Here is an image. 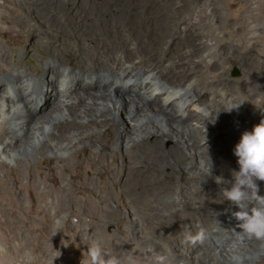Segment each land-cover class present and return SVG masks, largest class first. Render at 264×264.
<instances>
[{"label":"rangeland","instance_id":"374dc122","mask_svg":"<svg viewBox=\"0 0 264 264\" xmlns=\"http://www.w3.org/2000/svg\"><path fill=\"white\" fill-rule=\"evenodd\" d=\"M200 13H216L220 20L207 18L204 30ZM190 14L195 15L193 29L188 28ZM85 45L103 49L107 57L118 54L156 68L170 84H184L192 70L201 71L190 82H206L213 93L210 112L222 130L216 168L225 174L239 170L234 148L243 132L264 120V0H0V87L8 85L13 69L26 67L38 77L42 62L54 58L74 70L88 68L99 59ZM205 63L216 68L215 79L206 74ZM232 68L237 77L230 76ZM117 110L85 119L55 116L45 135L36 137L34 149L16 136L15 160L0 153V245L7 250L0 264H87L93 239L121 264H264V241L251 257L217 253L208 239L218 221L212 215L237 206L223 200L214 177L188 172L189 158L183 166L161 168L162 175L151 171L150 161L131 162L130 154L145 157L154 148H140L142 141L119 144L132 124L124 110ZM138 122L155 124L150 118ZM55 125L66 128L62 140L76 138L66 153L38 149ZM10 129L0 120L3 137ZM160 135L146 140L158 142L167 157L175 146L185 152L175 139ZM129 167L148 170L144 180L167 184V190L152 194L141 207L127 181ZM122 180V188L115 189ZM256 183L264 196V182ZM182 190V202L194 203L195 209L181 200L169 205L167 197ZM199 232L204 239L193 244L191 237Z\"/></svg>","mask_w":264,"mask_h":264},{"label":"bare ground","instance_id":"6f19581e","mask_svg":"<svg viewBox=\"0 0 264 264\" xmlns=\"http://www.w3.org/2000/svg\"><path fill=\"white\" fill-rule=\"evenodd\" d=\"M43 16L47 24H53L47 14ZM198 16L204 30L208 27L203 23L207 18H214L215 22L220 20V15L216 13H200ZM193 17H195L193 14L188 17V20H191L190 26L188 25L189 29L194 28ZM83 48L93 51L99 59L96 63L92 61L88 68L74 70L65 66L63 60L54 58L50 62H42L43 73L38 77L30 73L26 67L13 69L8 76V85L0 87V120L8 122L12 128L5 137H3V132H0V153L7 161L13 162L17 156L14 150L18 147L16 146L18 142H15L16 136H22L24 143L27 144L26 147L34 149L39 145L36 137L45 135L55 116L65 114L85 119L93 113L101 117V110L108 112L106 116L109 113L118 112L117 109L121 108L126 114L128 124L132 125L129 128L130 135L120 136L119 144L126 146L131 143L134 146L137 141H142L143 146L140 148L145 145L154 148V152H150L145 157L130 154L128 157L131 162L135 159L150 161L151 171L155 168L154 170L162 175L161 168L180 164L183 166L189 158L192 161L189 163L188 172L198 174L203 179L208 176L207 173L212 167L210 176L214 178L222 176L229 181L222 185L215 184L221 186L222 189L231 187L232 173H223L216 168L215 163L219 141L217 134H220L222 130L215 124V121L212 122L215 114V112H210L213 93L209 92L211 88L206 82L203 84L190 82L192 77L200 74L201 71L192 70L184 84H170L161 79L156 68H143L140 62H134L118 54L107 57L104 50L97 47L85 45ZM44 56L48 55L44 54ZM203 67L207 75H213L216 71L214 66L207 63L203 64ZM215 78L214 76L213 79ZM117 84L126 85V91H120ZM214 85L216 82L213 81L212 87ZM198 91H203L204 94L201 96ZM177 113H180L179 117ZM149 118L155 124L150 126L138 124L139 119ZM162 123L170 132L169 134L162 129L161 125L159 126ZM59 126L53 127L54 132L47 136L48 141L44 146L37 147L39 150L66 153L73 147L76 138L62 140V130L64 132L66 128L61 127V130H57ZM160 134L163 137L175 139L179 148L185 152L180 154L178 147L175 146L173 149L176 151H172L171 157H167L165 150L158 142L146 140L147 138L156 140ZM114 137L115 134L108 141L111 147ZM154 143H157L156 147ZM148 173V170L142 168L129 167L127 169L126 175L129 177L127 181L131 185V191L137 204L141 207H146L155 193L161 195L167 190V184L156 185V180L146 182L143 177H148ZM122 183L124 184L123 180L115 189H121ZM202 185L198 184L197 187ZM193 188L196 189L195 186L192 187L190 193L193 192ZM183 195V190L171 193L167 197L170 200L169 205L179 200L182 202ZM182 204L196 208L194 203L182 202ZM237 211H240L238 207L231 212L224 214L217 212L218 214L212 215L218 221L214 224L215 232L208 236L210 244L217 253L229 259L251 257V254L254 256L256 252L262 250V240H249L237 234L240 231L237 227L239 222L233 216V213ZM188 244L191 246V241H188Z\"/></svg>","mask_w":264,"mask_h":264},{"label":"clouds","instance_id":"9594fccd","mask_svg":"<svg viewBox=\"0 0 264 264\" xmlns=\"http://www.w3.org/2000/svg\"><path fill=\"white\" fill-rule=\"evenodd\" d=\"M214 121L215 119L212 120ZM234 155L237 157L239 170L232 172L231 187L222 189L221 196L224 201L240 209L233 213L239 222L237 227L240 231L237 234L242 238L264 241V196L259 195L256 183L264 182V120L254 126L252 131L242 133L239 143L234 148ZM211 171L212 167L207 173L208 176L211 175ZM215 182L218 185L229 183L222 176L216 177ZM203 239V232L191 237L193 244ZM6 254V248L0 245V257ZM86 254L87 264H121L116 256L107 254L101 242L95 239L88 245Z\"/></svg>","mask_w":264,"mask_h":264},{"label":"water","instance_id":"95a60500","mask_svg":"<svg viewBox=\"0 0 264 264\" xmlns=\"http://www.w3.org/2000/svg\"><path fill=\"white\" fill-rule=\"evenodd\" d=\"M239 74L235 68H232L230 71V76L231 77H237Z\"/></svg>","mask_w":264,"mask_h":264}]
</instances>
